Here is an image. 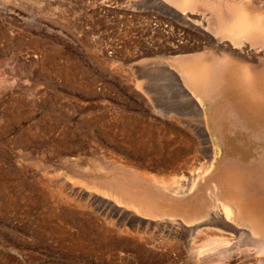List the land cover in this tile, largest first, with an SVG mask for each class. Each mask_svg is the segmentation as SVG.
Returning a JSON list of instances; mask_svg holds the SVG:
<instances>
[{"label": "rangeland", "instance_id": "374dc122", "mask_svg": "<svg viewBox=\"0 0 264 264\" xmlns=\"http://www.w3.org/2000/svg\"><path fill=\"white\" fill-rule=\"evenodd\" d=\"M180 2L0 0V264L264 263V0Z\"/></svg>", "mask_w": 264, "mask_h": 264}, {"label": "bare ground", "instance_id": "6f19581e", "mask_svg": "<svg viewBox=\"0 0 264 264\" xmlns=\"http://www.w3.org/2000/svg\"><path fill=\"white\" fill-rule=\"evenodd\" d=\"M192 2H193V0H181V2H180V6L182 7V8H185V7H187L188 5H190V4H192ZM219 30L220 31H218L219 33H221L223 36H228L229 38H230V40H232V42L230 43V44H232V47H237V46H239L240 45V43L239 42H244L245 43V40H247L248 42H249V46H251V47H254L258 42H259V40H261V41H264V21H262L261 20V18H252V17H250V16H247L244 12H242L241 10H238L237 11V13H236V19H235V21H233V23H231V24H224V25H222V27H220L219 28ZM260 41V42H261ZM247 42V43H248ZM202 64V63H201ZM191 72H190V74H191V78H193L194 80L195 79H197V81H199V82H204V81H207V79L209 78L208 77V70H207V67L206 66H204V65H202V66H199V67H197V68H193V67H191L190 69H189ZM243 75H245V74H243ZM198 100V99H197ZM200 107V106H199ZM225 202V201H224ZM228 209V208H227ZM144 210V209H143ZM145 211V210H144ZM226 211V210H225ZM223 212V215H224V217H221L222 218V220L224 221V223H222V225H223V227H227V225H228V228L229 227H233V225H231V215L228 213V212ZM229 211V210H228ZM145 212H147V211H145ZM144 212V213H145ZM148 213V212H147ZM221 213V212H220ZM149 214V213H148ZM206 220V219H205ZM208 220V219H207ZM222 220H220V221H222ZM201 222V221H200ZM203 222H205V223H201V224H197L195 227H193V228H195V229H197V228H199L201 225L203 226V225H208L209 224V222L208 223H206V221H203ZM217 226L218 225H220L219 224V222L217 221ZM233 224V223H232ZM213 225V224H212ZM214 225H216V223H214ZM210 227V226H209ZM212 227V226H211ZM235 227V226H234ZM218 228V227H217ZM216 228V229H217ZM222 228V227H221ZM224 228V229H225ZM223 229V228H222ZM213 230V229H212ZM218 230V229H217ZM230 230H231V228H230ZM206 231V230H205ZM210 231V230H209ZM214 231V230H213ZM222 231V230H221ZM226 231H228V229H226ZM200 232V231H199ZM204 233V232H203ZM218 233V232H217ZM213 234H215V232L213 233ZM205 235V234H204ZM246 235V234H245ZM257 235V234H256ZM196 236V235H195ZM221 237H224V239H226L225 238V236H220V239H219V236L218 237H213L214 239H210L209 241H207V239L205 240V238L203 239V240H205V242L206 243H204V245H200L199 243V245H200V248H199V245L197 244V243H194L197 247H193L194 249H202V251H206V253L208 254V252L210 253V249H212L213 247H214V245L215 244H222V238ZM258 237V236H257ZM196 238V237H195ZM211 238V237H210ZM215 238H218V239H215ZM260 239H261V237H259ZM196 239H198V238H196ZM256 239H258V238H256ZM263 239V241H260V243L262 242V243H264V238H262ZM228 240V239H227ZM256 242H258V240H255ZM193 243V242H192ZM259 243V242H258ZM261 243V244H262ZM189 244H191V243H189ZM192 245V244H191ZM257 246H258V244H256ZM260 245V244H259ZM264 245V244H263ZM190 247V246H189ZM192 247H191V249H192ZM261 247H262V245H261ZM261 247H259V248H261ZM244 248V247H243ZM258 248V247H257ZM258 248V251H260V249ZM264 248V247H263ZM196 249V250H197ZM216 250V249H215ZM245 250V249H244ZM262 250V249H261ZM212 251V250H211ZM214 251V250H213ZM247 252H251V251H248V250H246ZM257 250L255 251V255L258 253H260V252H258ZM262 251H264V250H262ZM195 252V251H194ZM198 252H199V250H198ZM257 252V253H256ZM193 253V252H192ZM214 253V252H213ZM203 254V253H202ZM212 254V253H211ZM257 254V255H258ZM261 254V253H260ZM199 256V254L198 253H196V256ZM214 255V254H213ZM253 255V254H252ZM255 255H254V257H255ZM264 255V254H263ZM202 256V255H201ZM211 256V255H210ZM250 256V255H249ZM256 257H258V256H256ZM256 257H255V261H256V263L255 264H257V260H258V264L260 263V260L257 258V260H256ZM247 258H248V255H247ZM252 258V257H251ZM250 258V259H251ZM259 258H260V255H259ZM262 258H263V256H262ZM201 260V259H200ZM249 260V259H248ZM262 261L261 262H263V259H261ZM249 264V263H248ZM262 264H264V263H262Z\"/></svg>", "mask_w": 264, "mask_h": 264}, {"label": "crops", "instance_id": "0c3cea01", "mask_svg": "<svg viewBox=\"0 0 264 264\" xmlns=\"http://www.w3.org/2000/svg\"><path fill=\"white\" fill-rule=\"evenodd\" d=\"M218 9H219V7H218ZM218 10H216V6H214V10H213V15H214V24L216 23V21H217V16H218ZM220 13H222V14H224V15H227L225 12H223V11H221ZM213 24V25H214ZM213 32H214V28H213ZM220 42H221V48H222V50H224L226 53H222L221 55H218V56H214V57H212L209 61H206L207 63H209V64H211L212 66H215L216 68H218L219 69V71H218V73H220L221 75H222V73H223V71L226 69V68H228V67H230L231 66V64H234L235 63V61H237V60H241L242 59V57L240 56V53H245L246 55H250L251 54V52L250 53H247V52H245V51H243V52H241V51H238L237 49H231V48H229L228 46H225L224 45V41H221L219 38H218V36L216 37ZM190 46L188 45V47H183L182 49H190L189 48ZM263 48H264V46H263ZM253 52H255L254 50H252ZM264 51V50H263ZM234 56H236V57H234ZM193 58H198V59H202V57H201V54H192V55H188V56H185V57H183L182 59H193ZM244 60V59H243ZM240 68H242L241 69V72H240V75L241 74H243V71H246L247 69H246V67L245 66H243V65H241V67ZM263 69H264V65H263ZM239 75V76H240ZM215 92H213L212 94H211V96L209 97V99L208 100H206L207 101V104H213L214 103V98L215 97H213L212 98V96H213V94H214Z\"/></svg>", "mask_w": 264, "mask_h": 264}]
</instances>
